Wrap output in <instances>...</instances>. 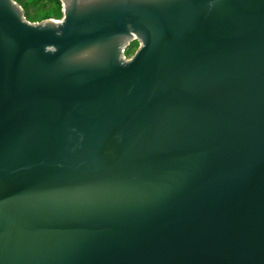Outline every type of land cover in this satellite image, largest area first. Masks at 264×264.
<instances>
[{"label": "water", "instance_id": "obj_1", "mask_svg": "<svg viewBox=\"0 0 264 264\" xmlns=\"http://www.w3.org/2000/svg\"><path fill=\"white\" fill-rule=\"evenodd\" d=\"M60 1L0 0V264H264V0Z\"/></svg>", "mask_w": 264, "mask_h": 264}, {"label": "rangeland", "instance_id": "obj_2", "mask_svg": "<svg viewBox=\"0 0 264 264\" xmlns=\"http://www.w3.org/2000/svg\"><path fill=\"white\" fill-rule=\"evenodd\" d=\"M26 14V20L31 24L41 23L50 19L62 20L64 17L63 5L60 0H15ZM140 48L135 42L125 53L127 60L132 59Z\"/></svg>", "mask_w": 264, "mask_h": 264}, {"label": "built area", "instance_id": "obj_3", "mask_svg": "<svg viewBox=\"0 0 264 264\" xmlns=\"http://www.w3.org/2000/svg\"><path fill=\"white\" fill-rule=\"evenodd\" d=\"M124 58H125V56H124ZM127 59V58H126ZM129 61V60H128Z\"/></svg>", "mask_w": 264, "mask_h": 264}]
</instances>
